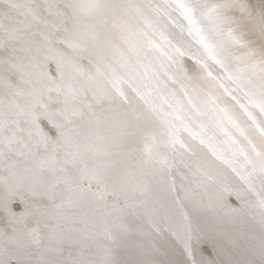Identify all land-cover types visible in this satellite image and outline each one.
<instances>
[{
    "label": "water",
    "instance_id": "95a60500",
    "mask_svg": "<svg viewBox=\"0 0 264 264\" xmlns=\"http://www.w3.org/2000/svg\"><path fill=\"white\" fill-rule=\"evenodd\" d=\"M16 5L0 0V264H264V82L247 76L240 48L251 41L264 63V35L245 34L233 13L212 24L199 0ZM155 12L178 49L208 45L197 58L220 84L195 76L194 90L251 117L248 136L227 140L209 117L195 128L189 91L175 92L185 78L146 42ZM138 100L162 112L146 116Z\"/></svg>",
    "mask_w": 264,
    "mask_h": 264
},
{
    "label": "bare ground",
    "instance_id": "6f19581e",
    "mask_svg": "<svg viewBox=\"0 0 264 264\" xmlns=\"http://www.w3.org/2000/svg\"><path fill=\"white\" fill-rule=\"evenodd\" d=\"M32 0H16L17 3V9L23 10L25 9V6L31 2ZM97 0H90L91 4L92 3H96ZM244 1H246V3H243ZM250 0H199V4L201 9H204L207 13H208V17H210L212 14L215 15V19L212 20V24L214 25H224L223 23L225 22V20L227 22H229L231 20V14L233 13L234 16L237 19V22L239 24H241L244 27V33L252 36L253 38H261L264 35V3H261L260 6H257L256 4H252L250 5V2H247ZM255 2V1H254ZM252 0V3H254ZM137 3V2H136ZM255 7V14L259 11L261 12L262 18L261 19H255L253 17H251L250 15V11H252V7ZM148 8L146 7V10ZM258 10V11H257ZM150 11V10H149ZM205 12V14H206ZM154 16V15H153ZM155 16L159 17L160 19H150L147 20L145 19L143 21L144 25H142L143 27V33L146 34L145 39L146 42L150 43V46H153L155 48V58L157 55V64L160 65L161 68H163V64L167 63V65L171 66V64H169V60L170 61H174L176 64L175 68L174 66H172V69L174 71H176L177 76L183 77L185 78L184 80H179V90H175L176 93H178L179 95L183 96V93L186 91H189V96H191L190 100H187L186 104L184 105V107H182L183 111H187L193 109V112H190L194 115V117H192V120H194L195 122H193L195 125V128L200 127L201 129H206L208 130V117L209 119L211 118V122H217L219 124V127L221 130H219L221 133H223V135H225V137L227 138V140H232L234 139V135L231 134V132H239L242 133L243 132V137L248 136L249 134V129L246 125H244L242 119H250L251 117L245 116V112H240L237 108L233 109L231 103L232 101H227L226 98L225 100H222L219 104L217 102H215V100L211 99L209 95L204 94L202 91H200L199 89L194 90V87H196L193 82H194V77L198 76L200 77V79L210 83L211 85H216L219 86V82L217 80V78H215V80L212 78L211 75L208 74V70L209 69V61L206 62V67H204L203 62L201 63V61L198 60L197 55L200 49H206L208 47L207 46H201L199 43L198 44H191L190 45V49L189 50H185V49H178V47L175 45L174 39L172 37H170V39L168 38L169 41H166V37L164 38L160 36L159 31L161 30V26L165 21V17H162L160 13L155 12ZM202 14L200 19L202 20ZM163 20V22H162ZM203 21V20H202ZM201 21V23L203 24V22ZM161 24V26H160ZM189 28H196L199 27L196 24H189L188 25ZM218 29V28H217ZM174 30V29H172ZM171 30V33H172ZM181 30H184L181 29ZM219 30V29H218ZM167 33H169V31H167ZM174 34L176 33L177 36H179L178 34H180L181 38V42L184 43H188L190 41L185 40V34H183L180 30H177L175 32H173ZM178 33V34H177ZM173 34V35H174ZM171 36V35H170ZM187 38V37H186ZM192 42H194L192 39H190ZM191 43V42H190ZM250 45L247 44V48L244 44H241V50L244 54V56L247 58L248 62L245 63V65L247 66V76H249L250 74H254L255 77L261 79L264 82V73H262L261 69L264 68V63L262 62V60L258 59V55L255 53L253 47L251 46V41H249ZM63 44V43H60ZM238 45V44H237ZM200 48V49H198ZM67 49V48H66ZM157 51V52H156ZM239 57L241 56V54H238ZM169 59V60H168ZM159 60V61H158ZM168 60V61H167ZM244 64V63H243ZM52 70L56 69L55 65L50 64ZM126 67V66H125ZM214 66H212L213 68ZM247 72V71H246ZM146 76L149 77V75L147 74ZM147 78V77H146ZM170 83L173 84L172 82H174L176 79L173 75H170ZM178 80V79H176ZM264 88V84L261 85L260 87ZM178 87V86H177ZM137 88V87H136ZM140 92L135 91L134 94H136L137 96L141 95L142 91L140 89H138ZM263 92V91H262ZM264 93V92H263ZM101 97L104 101H106V98H109V93L105 92H101ZM116 95H111L110 99L114 102H117V97H124L122 95V92L119 90L117 93H115ZM98 95L100 96V92L98 93ZM229 100H231L230 98H228ZM134 100V99H133ZM132 100V101H133ZM130 101V100H129ZM142 109V111H145V115L148 116V114H146V111H148L149 109L152 108H156L158 110V112H162V106L161 105H156L154 106V104L152 106H147L145 107L144 104H141L140 100H138ZM109 102V101H106ZM110 104H113L112 102H109ZM175 102H173L174 105ZM143 105V106H142ZM107 106V105H106ZM164 106V105H163ZM237 109V110H236ZM255 110V109H254ZM157 112V113H158ZM153 113V112H152ZM105 114V113H103ZM177 113H175L174 118L176 116ZM95 115V116H94ZM92 115V117H94V119H97L96 114ZM154 116V114H152ZM105 116L108 118V114H105ZM143 116V115H142ZM163 118V115H159V117ZM241 116L243 118H241ZM112 117V122L113 126H117L118 128L120 127V114H111ZM122 117V116H121ZM126 119H130L131 117H133V115L129 116L126 115L125 116ZM167 117V116H166ZM197 119H196V118ZM264 117V116H262ZM261 118L258 117V122L259 128L258 129H263L264 127V118L263 119H259ZM125 119V120H126ZM146 119H149L148 117H146ZM145 119V120H146ZM92 120V118H91ZM127 120V121H130ZM163 120L165 121V123L169 122H174V120H170V118L168 117V119L163 118ZM106 122V120H104ZM131 122V121H130ZM167 123V124H168ZM208 123V124H207ZM216 123V124H217ZM241 123H243V125H241ZM165 124V125H167ZM169 125V124H168ZM175 125V124H174ZM173 125V126H174ZM256 125V124H254ZM109 126V125H108ZM173 126H169L171 133H173V130H177L178 127H174ZM263 126V127H262ZM234 129V130H233ZM115 130H118L117 128ZM248 130V132H246ZM177 132V131H176ZM262 132V131H261ZM264 133V132H262ZM54 134V132H53ZM180 139V138H179ZM240 139V138H239ZM178 143V141H176ZM186 142L185 141H181V139L179 140V143H181V146ZM230 142V141H229ZM211 144V143H210ZM227 145V144H225ZM253 149V147H252ZM175 152L177 153V149L174 148Z\"/></svg>",
    "mask_w": 264,
    "mask_h": 264
},
{
    "label": "snow or ice",
    "instance_id": "6c2138e0",
    "mask_svg": "<svg viewBox=\"0 0 264 264\" xmlns=\"http://www.w3.org/2000/svg\"><path fill=\"white\" fill-rule=\"evenodd\" d=\"M87 7H94L93 5H88ZM182 7L192 11L191 7L188 4L182 5ZM262 73H264V68L261 69ZM261 207L264 208V200H261Z\"/></svg>",
    "mask_w": 264,
    "mask_h": 264
}]
</instances>
